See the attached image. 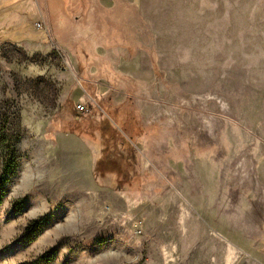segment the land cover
<instances>
[{
	"label": "rangeland",
	"instance_id": "rangeland-1",
	"mask_svg": "<svg viewBox=\"0 0 264 264\" xmlns=\"http://www.w3.org/2000/svg\"><path fill=\"white\" fill-rule=\"evenodd\" d=\"M0 264H264V0H0Z\"/></svg>",
	"mask_w": 264,
	"mask_h": 264
},
{
	"label": "trees",
	"instance_id": "trees-1",
	"mask_svg": "<svg viewBox=\"0 0 264 264\" xmlns=\"http://www.w3.org/2000/svg\"><path fill=\"white\" fill-rule=\"evenodd\" d=\"M107 122L105 119H102V123L101 126L99 127L100 129L99 132L101 133V147L103 149L104 155L108 156V160L110 159V155H111V148L109 147V141L113 140L115 142V144H118V138L115 139L112 134H110V130L107 127ZM115 149V148H114Z\"/></svg>",
	"mask_w": 264,
	"mask_h": 264
},
{
	"label": "built area",
	"instance_id": "built-area-1",
	"mask_svg": "<svg viewBox=\"0 0 264 264\" xmlns=\"http://www.w3.org/2000/svg\"><path fill=\"white\" fill-rule=\"evenodd\" d=\"M39 28H40V29H42V28H43L41 24L39 25Z\"/></svg>",
	"mask_w": 264,
	"mask_h": 264
}]
</instances>
